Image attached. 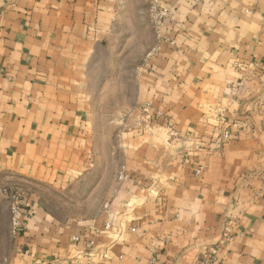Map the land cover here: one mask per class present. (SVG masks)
I'll use <instances>...</instances> for the list:
<instances>
[{
  "label": "crops",
  "instance_id": "obj_1",
  "mask_svg": "<svg viewBox=\"0 0 264 264\" xmlns=\"http://www.w3.org/2000/svg\"><path fill=\"white\" fill-rule=\"evenodd\" d=\"M160 1L0 0V264H264V0Z\"/></svg>",
  "mask_w": 264,
  "mask_h": 264
},
{
  "label": "built area",
  "instance_id": "obj_2",
  "mask_svg": "<svg viewBox=\"0 0 264 264\" xmlns=\"http://www.w3.org/2000/svg\"><path fill=\"white\" fill-rule=\"evenodd\" d=\"M170 10L167 9L160 0H149L148 2V17L149 22L154 32L156 40L162 37V28L166 18L170 16ZM157 47H153L147 54L151 56L156 53ZM227 135V134H225ZM200 168L196 174L200 172ZM9 214H10V234L12 237H18L23 229L24 224V198L20 190L12 189L8 194ZM76 239V238H74ZM216 251L211 249L202 255L199 264H210L215 258Z\"/></svg>",
  "mask_w": 264,
  "mask_h": 264
},
{
  "label": "rangeland",
  "instance_id": "obj_3",
  "mask_svg": "<svg viewBox=\"0 0 264 264\" xmlns=\"http://www.w3.org/2000/svg\"><path fill=\"white\" fill-rule=\"evenodd\" d=\"M136 63H137V58H136ZM103 111L104 110H98L97 111V113L98 114H100L101 112L103 113ZM97 124H98V126L100 127V128H104V127H106L107 128V126H109V124H107V122H106V118L104 119V118H97ZM105 137V136H104ZM104 146H106V149L109 147V142L108 143H106V144H104ZM106 153V150L104 151V153L103 154H105ZM107 154V153H106ZM105 154V157L104 158H107V155ZM4 178H2V180H3ZM18 187H20V186H14V185H5V184H3V185H0V216H1V222H2V195H3V199H4V195H7L8 196V194H9V192L12 190V189H16V188H18ZM40 191H42V192H44V196L45 197H48L47 196V193L49 194V195H51V197H55V194H53L52 192H49L46 188H41L40 189ZM21 192V191H20ZM55 199H56V197H55ZM5 200V199H4ZM49 200H51L50 202H52L54 199H49ZM5 201H7L8 202V200H5ZM69 210L70 211H74V210H78V208L77 207H75V206H72V207H70L69 208ZM80 210V209H79ZM7 246H8V243H7V240L5 239L4 240V246H2V242H1V244H0V254H2V251H7Z\"/></svg>",
  "mask_w": 264,
  "mask_h": 264
}]
</instances>
